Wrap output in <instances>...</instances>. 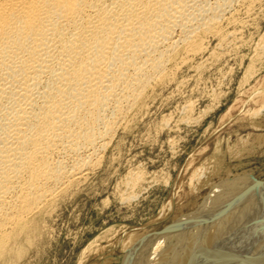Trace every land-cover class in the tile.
Instances as JSON below:
<instances>
[{"label": "bare ground", "instance_id": "bare-ground-1", "mask_svg": "<svg viewBox=\"0 0 264 264\" xmlns=\"http://www.w3.org/2000/svg\"><path fill=\"white\" fill-rule=\"evenodd\" d=\"M258 2L0 0V264H18L45 215L102 165L159 85L209 50L210 35L230 37L223 21L236 20V5L248 14ZM259 196L168 227L126 264H264Z\"/></svg>", "mask_w": 264, "mask_h": 264}, {"label": "rangeland", "instance_id": "rangeland-1", "mask_svg": "<svg viewBox=\"0 0 264 264\" xmlns=\"http://www.w3.org/2000/svg\"><path fill=\"white\" fill-rule=\"evenodd\" d=\"M259 1L248 14L236 5L239 21H223L230 37L222 43L210 35L209 50L184 63L174 81L159 85L149 106L118 129L102 165L44 216L41 234L18 264H126L168 227L184 219L205 223L264 195Z\"/></svg>", "mask_w": 264, "mask_h": 264}]
</instances>
